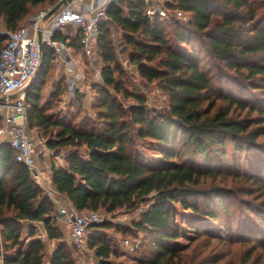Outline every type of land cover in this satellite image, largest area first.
I'll return each instance as SVG.
<instances>
[{
    "label": "trees",
    "instance_id": "obj_1",
    "mask_svg": "<svg viewBox=\"0 0 264 264\" xmlns=\"http://www.w3.org/2000/svg\"><path fill=\"white\" fill-rule=\"evenodd\" d=\"M58 1L0 0V52L3 29L17 30ZM148 5L114 0L107 7L97 39L103 65L94 84L95 117L81 115L83 93L60 105L62 80L47 92L57 55L43 47L41 68L23 95L29 128L51 150H66L65 165H52V187L78 211L115 214L148 204L133 229H119L145 235L136 264H264V199L257 200L264 197V0H166V15H148ZM112 27L123 32L140 76L168 96L167 106L148 107L128 88ZM119 95L136 103L124 107ZM146 143L161 158H147L138 147ZM177 205L199 216L187 244L179 241ZM56 211L12 147L0 143L3 264L45 262L42 239L25 248L24 220L42 222L48 238L60 241L49 264H78ZM205 218L224 227L227 238L208 232ZM114 227L106 220L90 226L89 247L98 263L111 264L105 231Z\"/></svg>",
    "mask_w": 264,
    "mask_h": 264
},
{
    "label": "built area",
    "instance_id": "obj_2",
    "mask_svg": "<svg viewBox=\"0 0 264 264\" xmlns=\"http://www.w3.org/2000/svg\"><path fill=\"white\" fill-rule=\"evenodd\" d=\"M114 0H90L86 5L77 8L73 2L45 18L48 10L41 11L28 25H22L17 30H2L7 34V40L0 52V140L12 147L18 162L25 164L33 178L44 189L45 194L57 205L56 217H63L70 227L69 236L76 250L82 253L85 264L98 263L95 253L89 248L88 233L90 226L105 221L100 211L76 210L70 201L60 200L62 196L44 181L42 171L38 169L39 148L44 144L31 136L28 127L22 121L25 115L24 100L13 99L38 72L43 58L42 46L54 50L60 59H65L70 52L69 40L58 35L65 28L74 26L78 30L77 43L85 54L95 56L99 28L107 18V7ZM157 10L153 5L148 7V15ZM180 17L185 16L183 10H177ZM97 77L101 79L100 72ZM4 263L2 252V234L0 230V264Z\"/></svg>",
    "mask_w": 264,
    "mask_h": 264
},
{
    "label": "rangeland",
    "instance_id": "obj_3",
    "mask_svg": "<svg viewBox=\"0 0 264 264\" xmlns=\"http://www.w3.org/2000/svg\"><path fill=\"white\" fill-rule=\"evenodd\" d=\"M165 1L166 0H148L149 2L148 7L153 5L157 8L158 11L163 10L165 11V13H167L166 10L163 8V3ZM49 9L50 7L46 9L38 10L34 15L28 17V19L24 22L23 25L30 24L41 11L49 10ZM156 13H159V12H156ZM162 15H166V14H162ZM184 15L185 16L180 17L177 14V16L180 19H182L183 21H186L189 18V16L185 12H184ZM67 31L75 33L77 32V28L76 27L73 29L70 28ZM111 32H112L111 40H112V44L116 51L118 62L120 63V65L124 68L125 72L127 73L126 78L129 81L128 88L133 92L143 95L147 100L146 105L148 107L162 109L163 107L167 106L168 96L159 88L157 84L148 83L146 80H144L139 74L138 66L135 63H130L128 59L130 49L126 43V38L123 32L117 30L115 27L111 28ZM73 47L74 48H71L70 51L72 52L71 54L73 55L75 61H77L76 63L78 65L77 67L75 65L69 66V67H72L67 70V73L69 74L68 75L69 79L66 78V76H63L60 78V76L64 72L63 67L59 68L60 65L56 66L57 70L55 69V67L53 68V72H52L53 75H51L52 78L55 79V82L56 80L57 81L62 80L61 86L63 87L62 89L65 90V92L63 93L64 96L62 98L63 100L60 103V105L64 107L65 103L69 102L72 98H74L77 92L83 93V105H82L83 112L81 113V115L83 116V114L84 115L86 114L88 116L95 117L96 110L93 108V106L96 100V96H95L96 88H94V84H98L101 81V79L97 77V72L98 71L100 72L101 66L103 65V61H102V58L98 55V51H97L98 47L96 48L94 57H90L87 54H85L83 49L77 47V45ZM184 47L185 49L186 48L189 49L188 46H184ZM196 48L198 51L201 49L200 46L198 45L196 46ZM63 60L66 61L67 59L65 58ZM207 60L209 61L208 58H206L204 61L206 62ZM78 69L79 71H77ZM51 88H49L47 92H49ZM119 99L121 103L123 104V106L127 108L136 103V101L133 98H124L121 95H119ZM1 127H2V124L0 125V128ZM31 132L33 135H35V137H37L36 130H33ZM149 145L150 144L146 143V144H141L138 147L143 153H145V155L149 159L157 160L161 158V154L158 152V150L150 148ZM58 152H59V155H65L66 150H61V151L58 150ZM253 158H255V156L254 157L249 156V159H253ZM37 166H38V169L44 172V181L49 182L50 180L49 172H50L52 165L50 163H47V165H45L39 162V159H38ZM259 194L260 192H256L254 196H259ZM254 196L253 197L250 196L249 198L254 199ZM63 199H64L63 197L60 198V200H63ZM263 199L264 197L261 199H257V200H263ZM63 201H65V199ZM147 206L148 204L142 205L140 209L136 211H132V212H129L126 210H120L119 212L115 214L107 213L103 210H100V213L102 214V216L104 217L106 221H111L115 225H117V227H114V229H109L105 231V233L108 235L109 242L113 246V254L109 260L111 264H136L137 263L140 256L137 253H135V250L136 248L139 247V245L142 244V241L145 236L144 233H139L138 235H135V236L127 235V234L125 235L119 229H124V228L133 229V226H132L133 220L138 219L141 212L145 208H147ZM177 210H178V213H177L178 222L181 226V234H182L179 241L182 244H187L189 242V238H191L195 234L194 225L198 221L199 216L195 215L190 210L182 209L180 205H177ZM56 222L60 225V227L62 226L61 229L64 232V236H68V233L70 231L69 225L66 224L64 221L63 222L59 221L57 218H56ZM28 224H29L28 222H25L22 225V230H23L22 237L23 238L26 237V235L29 233V231H27ZM204 228H206L208 232H210L211 234L215 236L227 238V236L229 235V232L224 227L219 225L218 222L211 220L210 218L204 219ZM41 231H42L41 228H39V230H36V232L38 233ZM93 232L94 231H92V229H89L88 238H90ZM231 247L232 249L234 248V250L236 249V247L234 246H231ZM219 248H223V250L227 249L226 247H224L223 244H221ZM74 252H75V258L77 260V263L85 264L83 262L84 258H83L82 253L80 254V252L76 249L74 250Z\"/></svg>",
    "mask_w": 264,
    "mask_h": 264
},
{
    "label": "crops",
    "instance_id": "obj_4",
    "mask_svg": "<svg viewBox=\"0 0 264 264\" xmlns=\"http://www.w3.org/2000/svg\"><path fill=\"white\" fill-rule=\"evenodd\" d=\"M90 0H72V2L75 4V6L77 8H81L82 6L86 5V3H88ZM70 28H75L74 26H70V27H67L64 29V31L61 34V37L65 38V39H68L69 40V44H70V50L71 48H74L73 46H76L81 48L79 46V44L77 43V39L75 40V37L77 36L78 34V30L77 32H68L67 30L70 29ZM74 31V30H73ZM75 44V45H73ZM72 52L70 51L69 54L67 55L66 57V61L65 60H62L60 58L57 57L56 61L54 62V67L56 69V66L60 65V67H63V74L60 76L63 77V76H66V78L69 79L68 77V73H67V70L72 68V67H69V66H76L77 67V61H75L73 55L71 54ZM42 63V62H41ZM41 68V65L39 67V70ZM38 70V72H39ZM57 70V69H56ZM79 71V69L77 70ZM37 72V73H38ZM36 73V74H37ZM36 74L34 75V77L36 76ZM58 75V74H57ZM58 79V78H57ZM59 80V79H58ZM65 80V79H64ZM63 80V81H64ZM78 80V79H77ZM57 81V80H56ZM54 82H55V79H51L48 86H47V91L49 88H51L52 86L54 87ZM65 82V81H64ZM79 82V81H78ZM82 83V81H81ZM52 87V88H53ZM52 88L49 90V92L52 90ZM48 92V93H49ZM24 91L22 89V91L19 93H16V96L13 97V99H23L24 102H25V99H24V95H23ZM22 121L26 124V126L28 127L29 129V132L31 134L32 137L38 139V140H42L38 137H35V135L32 134L31 131H33L34 129H30L27 122H26V117L24 115V118L22 119ZM2 142H6V140H0V143ZM43 142H44V139H43ZM38 159H39V162L47 165V163H50L51 165H55L57 167H60V166H64L65 165V155H59V152L58 150L57 151H53L51 150L50 148H48L45 144H43L40 148H39V155H38ZM52 168V167H51ZM43 172V171H42ZM51 169H50V172H49V175H50V180L49 182L46 181L47 184H49L50 186H52L51 184ZM43 174V177H44V172L42 173ZM35 180V179H34ZM36 181V180H35ZM37 182V181H36ZM38 183V182H37ZM39 184V183H38ZM40 185V184H39ZM41 186V185H40ZM62 196V195H61ZM66 201H69L66 197L62 196ZM59 221H65V219L63 217H56ZM25 222H28V229L27 231H29V233L26 235V237H24V241L26 243L25 245V248L27 250H29L30 248V243L33 239H37V238H40L44 241V244H45V248H46V256H45V262L44 264H49V257H50V254L55 251L58 247H59V243L60 241L57 240V239H49L48 236H47V232H46V229L43 225L42 222L40 221H28V220H24V221H21V224L23 225V223ZM58 224V223H57ZM67 224V223H66ZM59 225V224H58ZM60 226V225H59ZM62 227V226H61ZM60 227V228H61ZM39 228L42 229L41 232H36V230H39ZM63 232V230H62ZM31 234H34V235H31ZM64 234V232H63ZM63 240L68 242L69 244H71L73 246V244L71 243V240H70V236H69V233H68V236H63ZM58 242V243H57ZM74 248V246H73ZM75 249V248H74ZM110 260V259H109Z\"/></svg>",
    "mask_w": 264,
    "mask_h": 264
},
{
    "label": "water",
    "instance_id": "obj_5",
    "mask_svg": "<svg viewBox=\"0 0 264 264\" xmlns=\"http://www.w3.org/2000/svg\"><path fill=\"white\" fill-rule=\"evenodd\" d=\"M72 2V0H59L53 7H51L48 12L46 13L45 18H49L50 16H52L54 13H56L58 10H60L61 8L68 6L70 3ZM39 40H40V44H41V51H43V46L41 43V34L39 35ZM34 77L30 80V82L27 84V86H25L23 88V91H26L28 89V87L30 86V84L33 82ZM22 91V90H21ZM20 91V92H21ZM19 92V93H20ZM16 96V94H14L12 97ZM3 99V98H0Z\"/></svg>",
    "mask_w": 264,
    "mask_h": 264
}]
</instances>
